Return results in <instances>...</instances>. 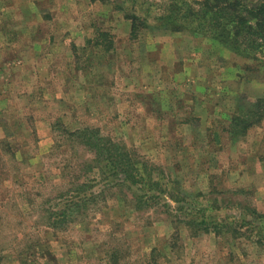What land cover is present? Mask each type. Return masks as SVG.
<instances>
[{"label":"rangeland","instance_id":"obj_1","mask_svg":"<svg viewBox=\"0 0 264 264\" xmlns=\"http://www.w3.org/2000/svg\"><path fill=\"white\" fill-rule=\"evenodd\" d=\"M200 1L0 0V264H264V63L176 31Z\"/></svg>","mask_w":264,"mask_h":264},{"label":"trees","instance_id":"obj_2","mask_svg":"<svg viewBox=\"0 0 264 264\" xmlns=\"http://www.w3.org/2000/svg\"><path fill=\"white\" fill-rule=\"evenodd\" d=\"M185 12L182 19H178L181 17L174 10L169 17L176 31L188 29L196 35L209 36L239 55L264 63V0H201L193 7L186 6ZM261 98L255 104H263L264 95ZM236 121V116L230 119V128ZM92 133H96L95 136L89 137ZM99 136L98 131L89 129L76 132L78 140L96 152L94 160H104L112 175L121 176L133 184L145 179L138 161L127 148L113 143L108 145ZM77 195L80 196V192ZM79 199L83 200V197Z\"/></svg>","mask_w":264,"mask_h":264}]
</instances>
